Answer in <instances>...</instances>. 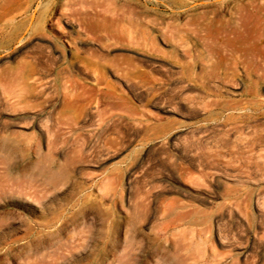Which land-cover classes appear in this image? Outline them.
I'll use <instances>...</instances> for the list:
<instances>
[{
	"label": "rangeland",
	"instance_id": "1",
	"mask_svg": "<svg viewBox=\"0 0 264 264\" xmlns=\"http://www.w3.org/2000/svg\"><path fill=\"white\" fill-rule=\"evenodd\" d=\"M260 2L0 0V264H264Z\"/></svg>",
	"mask_w": 264,
	"mask_h": 264
},
{
	"label": "bare ground",
	"instance_id": "2",
	"mask_svg": "<svg viewBox=\"0 0 264 264\" xmlns=\"http://www.w3.org/2000/svg\"><path fill=\"white\" fill-rule=\"evenodd\" d=\"M260 1H262V2H260L259 4H255L256 6L252 9V11L244 12L245 13L244 15H243V13L239 14V12H238V16H237V13H236V15L234 14L233 17L231 16L232 20L229 21V23H228V26H229L228 33H233V35L235 34L234 38H231L232 36L228 37V38H225V39L219 38V37L210 38L212 49L214 50L215 54L218 56V58H219L218 60L219 61L223 59V54H224L223 52L228 53L226 55L230 54V56L232 57L231 59H233V62H236L238 59H241L243 57L244 52H243L242 46H240V45L237 46V44H238L237 40L239 39L240 35L242 36V38H243V36L245 37V35H242V32H243L242 26H243V23L245 24V22L248 21L250 23V25L252 26L253 31L256 33L255 34V36H256L255 38L256 39L254 40L255 41L254 43L253 42L249 43L251 45V47H249L250 48L249 50L245 49L248 52L252 53L253 55L250 56V55H247L248 54L247 53V54H245V56H249V58H253L251 65H253L256 69L260 70L261 72H264V1L263 0H260ZM251 6L253 7L254 5H251ZM11 13H12V8H10V7H1L0 8V20L3 21L4 19H9L7 17ZM213 20H215V19H213ZM6 23H8V21ZM218 24L221 25L219 23V21H218ZM3 25H5V24H3ZM1 27H2V25H1ZM216 29H217V27H216ZM243 39H245V38H243ZM239 40H241V39H239ZM245 40H247V39H245ZM251 40H253V37L251 38ZM246 42L247 41H245V43ZM248 42H250V40H248ZM243 48H245V47H243ZM254 51H257V52L253 53ZM256 53H258V54H256ZM244 64H245V62H244ZM233 65H234V63H233ZM232 73H233V71H232ZM232 73L229 76L226 75L225 78L227 77V78H229V80L235 82L236 81L235 75H234L235 73H233V74ZM256 85H258V84H256ZM245 94L250 97V99L247 100V102H248L247 104L248 105H243L241 107H238V110H240V111H247V110L255 111L259 107V105H263L264 101H256L254 99V97H256L258 95L256 88H253L251 90L246 91ZM219 104H220V102H219ZM214 105L217 106L218 103L214 102ZM238 105L239 104L234 103L233 105H227V108L235 109L236 106H238Z\"/></svg>",
	"mask_w": 264,
	"mask_h": 264
}]
</instances>
